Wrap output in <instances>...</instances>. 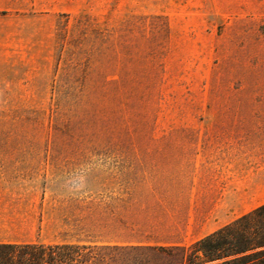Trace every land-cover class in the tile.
<instances>
[{
    "label": "rangeland",
    "instance_id": "obj_1",
    "mask_svg": "<svg viewBox=\"0 0 264 264\" xmlns=\"http://www.w3.org/2000/svg\"><path fill=\"white\" fill-rule=\"evenodd\" d=\"M17 5L0 9L16 64L0 73V145L51 147L37 243L189 246L205 235L211 201H191L159 158L174 146L220 145L242 181L259 180L251 167L264 181V0ZM263 204L264 189L242 194L238 218Z\"/></svg>",
    "mask_w": 264,
    "mask_h": 264
},
{
    "label": "crops",
    "instance_id": "obj_2",
    "mask_svg": "<svg viewBox=\"0 0 264 264\" xmlns=\"http://www.w3.org/2000/svg\"><path fill=\"white\" fill-rule=\"evenodd\" d=\"M23 1L29 6L36 5V0ZM17 3L18 0H0V9L16 8ZM6 41L12 48L13 34L5 33L0 26V73L16 71L12 51L8 54L5 51ZM170 149L162 151L159 158L173 165L174 177L184 184L188 182L189 193L195 194L190 200L211 201V211L201 229L207 233L195 241L238 218L242 194L249 195L252 200L262 199V177L254 174L251 167V178L258 177L259 180L242 181L245 170L242 167L239 173L238 157L229 155L224 147L189 145ZM52 161L49 146L0 145V245L38 242L39 226L46 225L49 218L46 203L52 185ZM230 177L233 180L230 181ZM230 195L232 199L236 195L237 206L232 213L229 210ZM235 215V219L230 220V216Z\"/></svg>",
    "mask_w": 264,
    "mask_h": 264
},
{
    "label": "trees",
    "instance_id": "obj_3",
    "mask_svg": "<svg viewBox=\"0 0 264 264\" xmlns=\"http://www.w3.org/2000/svg\"><path fill=\"white\" fill-rule=\"evenodd\" d=\"M0 264H264V204L189 246L8 244Z\"/></svg>",
    "mask_w": 264,
    "mask_h": 264
}]
</instances>
